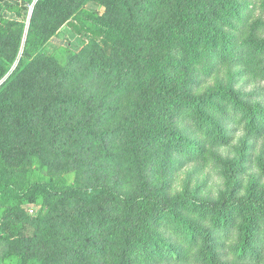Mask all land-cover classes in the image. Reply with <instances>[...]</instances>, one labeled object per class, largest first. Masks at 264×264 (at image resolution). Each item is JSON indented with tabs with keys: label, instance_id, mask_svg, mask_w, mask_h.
I'll return each mask as SVG.
<instances>
[{
	"label": "trees",
	"instance_id": "trees-1",
	"mask_svg": "<svg viewBox=\"0 0 264 264\" xmlns=\"http://www.w3.org/2000/svg\"><path fill=\"white\" fill-rule=\"evenodd\" d=\"M88 1L36 0L26 29L27 0H0V79L8 73L0 242L12 232L4 256L17 264H106L98 259L106 256L110 264H264V189L240 180L248 139L264 138V104L236 87L264 78V0H99L105 12L95 25L75 13ZM62 25L84 37L77 60L102 93L68 84L70 67L39 51ZM25 30L28 59L11 70ZM240 131L238 155H224ZM34 161L86 179L61 189L63 178L22 184L18 169ZM192 161L224 162L226 188L204 197L187 177L172 192L174 171ZM154 166L170 178L155 184ZM38 198L44 211L31 217L23 202ZM25 221L32 230L21 229Z\"/></svg>",
	"mask_w": 264,
	"mask_h": 264
},
{
	"label": "rangeland",
	"instance_id": "rangeland-1",
	"mask_svg": "<svg viewBox=\"0 0 264 264\" xmlns=\"http://www.w3.org/2000/svg\"><path fill=\"white\" fill-rule=\"evenodd\" d=\"M36 0H27L29 9L27 14L25 15L26 20V29L29 25L30 17L34 9V3ZM84 3V2H83ZM81 4L79 6V9L75 12L78 14L79 12V18H81L86 24L88 25H95L100 24L99 18L102 16L105 12V7L102 5V3L99 0H90L86 4ZM5 16L12 19H18L14 11L7 10L5 11ZM95 16L96 19L93 20L92 17ZM27 30L24 32V36L22 39L21 47L18 53V57L14 63H12L11 70L16 67L20 59L23 61H27L28 57H21L22 53L24 52V44H25V36H26ZM40 38L38 36L37 40ZM84 37L79 35L76 30L73 27L62 25L55 29V31L48 37L46 41L39 47V51L45 52L47 54H51L54 56L56 60H58L62 65H65L67 67H70L72 70V74L69 76L68 84L70 85H78L81 87H87L91 90H95L97 93H102L104 90L103 84L99 83V85H96L95 79L91 76L86 78V73L84 72V67L82 64V61L77 60V56L79 54V50L84 46ZM34 42L30 43V48L33 49ZM104 45L105 43L102 42ZM37 53V51H34ZM193 67V70L190 72V74L195 73V75L198 74L197 69L195 66L198 65H191ZM8 74V73H7ZM6 74V75H7ZM4 76V78L6 77ZM201 77L208 78L204 74H201ZM4 78L0 79V84L4 80ZM196 79V77H195ZM212 81V79H210ZM236 87H239L243 89L245 92H255L256 94H259L257 96L256 100H261L264 104V78L258 77V78H251L246 77L243 79H240L236 83ZM115 118H112L111 121H114ZM111 122L109 121V124ZM232 126V123H229V127ZM194 135V134H193ZM192 135V136H193ZM246 137V134H243L241 131L236 133L235 138H232L231 142L236 145L233 147L232 145L225 146V148H222L221 151L223 154H231L232 156L238 155L237 150L241 149V146L243 145V138ZM249 146L246 149V153L248 154L245 156V162L243 163L244 168L243 171L240 172V180L243 182V189L245 187L252 186L253 188L257 190H263L264 189V138H249ZM74 164V163H73ZM72 165V164H71ZM225 163L221 161V167L224 168ZM28 170H19L20 173L16 177V179L21 182L22 184H25L29 181H40V180H57L58 178L62 179V182L58 185V189H61L63 186L67 185H74L78 182L82 181V178L84 177V180L86 179L85 176H81L78 169H75L73 167H68L65 171L62 173L52 174L46 167L41 166L38 162L34 161V163L27 165ZM220 165L214 163V161L211 162V164L204 165L201 163H198L197 161L192 162H186L183 166L176 169L173 173V180L171 181V190L178 191L181 189L182 185L184 184V181L187 179V177H191V184L192 189L197 190L201 196H204L209 194L213 197H216L219 191H223L226 188V184L224 181V178L220 174ZM18 173V172H17ZM147 173L150 175L151 180L157 184L165 180L168 176L170 178L169 174H172L170 170H164L162 168H158L156 166L152 167L147 171ZM56 176V177H55ZM23 207L27 211V214L31 217L36 216L44 211V206L42 203L41 198L36 199L33 202H23ZM3 207L0 206V224L2 222L1 219V212ZM8 220H14V218L8 219ZM28 222L25 221L24 223L19 224L21 226V229H23L24 225L26 226V232L29 230H32L28 227ZM9 225V223H8ZM7 225V226H8ZM32 228H33V224ZM11 230L8 227L6 229V235L7 238L4 239V241L0 242V264H17L16 256H4V252L7 251L8 246L10 243L8 242V238H11L10 236ZM102 261H104L106 264H110V259L106 256L104 258H98ZM30 264H33L30 263ZM168 264V263H167ZM173 264V262H172ZM185 264H194L192 261H188V263Z\"/></svg>",
	"mask_w": 264,
	"mask_h": 264
}]
</instances>
